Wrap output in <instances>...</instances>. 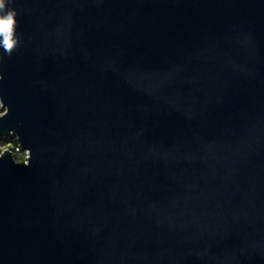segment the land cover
I'll return each instance as SVG.
<instances>
[{
  "label": "water",
  "instance_id": "water-1",
  "mask_svg": "<svg viewBox=\"0 0 264 264\" xmlns=\"http://www.w3.org/2000/svg\"><path fill=\"white\" fill-rule=\"evenodd\" d=\"M0 264H264V0H5Z\"/></svg>",
  "mask_w": 264,
  "mask_h": 264
},
{
  "label": "clouds",
  "instance_id": "clouds-1",
  "mask_svg": "<svg viewBox=\"0 0 264 264\" xmlns=\"http://www.w3.org/2000/svg\"><path fill=\"white\" fill-rule=\"evenodd\" d=\"M16 15L14 9L5 10V0H0V47L8 55H11L17 46Z\"/></svg>",
  "mask_w": 264,
  "mask_h": 264
},
{
  "label": "built area",
  "instance_id": "built-area-1",
  "mask_svg": "<svg viewBox=\"0 0 264 264\" xmlns=\"http://www.w3.org/2000/svg\"><path fill=\"white\" fill-rule=\"evenodd\" d=\"M1 104L0 102V115L5 111L4 106ZM4 150H9L16 161H26L27 151L21 148L15 135L0 136V154Z\"/></svg>",
  "mask_w": 264,
  "mask_h": 264
}]
</instances>
